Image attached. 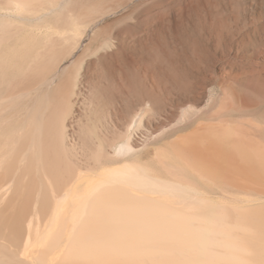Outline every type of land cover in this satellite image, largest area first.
<instances>
[{"label": "bare ground", "instance_id": "6f19581e", "mask_svg": "<svg viewBox=\"0 0 264 264\" xmlns=\"http://www.w3.org/2000/svg\"><path fill=\"white\" fill-rule=\"evenodd\" d=\"M84 1L90 2L0 0V252H12L11 239L23 232L20 239L25 245L30 246L32 238L42 241L34 251L35 244L27 248L32 264H264V190L260 186L264 183V145L253 122L246 127L241 121L221 118L156 151V163L171 182L155 178L151 169L145 171L152 176L145 174L144 168L149 167H141L136 157L90 179L94 170L102 169L105 151L103 143L92 138L90 125L79 121L81 154L89 172L82 191L68 186L73 198L67 200L77 223L61 245L67 230L63 234L55 224V213L65 207L53 201L66 198L70 168L61 155L51 151V142L64 143L67 137L76 80L69 67H60L80 47L100 14L113 11L96 7L100 4L89 7ZM77 60H72L74 66ZM57 70L60 81L49 86ZM136 120L117 139L113 135L108 142L105 137L114 158L139 151L132 143ZM94 141L97 144L92 147ZM35 171L43 212L30 214L26 226L18 230L15 221L26 211L21 204L23 191ZM235 174L246 176L242 181L250 178L247 182L255 181L257 187L245 189L238 177L229 178ZM200 183L217 191L220 198L200 194L202 187L198 193ZM235 191L243 195L236 197ZM9 193L21 195L13 208L6 199ZM40 232L44 234L39 237ZM0 264L13 263L3 260Z\"/></svg>", "mask_w": 264, "mask_h": 264}, {"label": "rangeland", "instance_id": "374dc122", "mask_svg": "<svg viewBox=\"0 0 264 264\" xmlns=\"http://www.w3.org/2000/svg\"><path fill=\"white\" fill-rule=\"evenodd\" d=\"M87 1L90 2H84L89 7L90 4H100L96 7H102L103 11L109 7L113 11H106L108 14L103 12L105 16H97L99 18L87 30L80 49L61 63V70L69 67L73 71L76 86L72 113L66 121L67 137L64 143L51 142V151L61 155L64 162L69 164L67 187L77 186L82 191L89 172L84 166L87 159L81 154L83 140L79 133V121L87 123L88 127L90 125L92 138L97 143L101 141L105 151L101 158L102 169L94 170L90 179L99 176V172L105 169L116 170L136 157L142 163L141 167H149V170L144 168V172L150 173L151 169L154 175L145 174L161 177L158 179L162 182H171L169 175L156 163V151L198 126L201 128L206 123H215L218 118L233 123L241 121L246 127L253 122L258 130L256 135L264 145V0ZM93 33L100 36L94 34L95 41L88 42L93 39ZM87 42L93 44L86 46ZM77 59L80 64L76 62L74 66L72 60ZM72 67L75 69L72 70ZM58 70L52 80L54 83L51 82L49 86L60 81ZM215 109L219 112L216 115ZM134 119L141 121L140 126L136 120V130H132V143L139 151L134 156L114 158L112 149L105 144L107 139L109 142L113 135L117 139L116 135L124 132ZM32 173V183L23 191L24 202L21 204L22 207L26 205L23 219L16 223L12 221L18 230L19 226L23 230L30 214L43 212L42 193L37 184L39 174L37 171ZM236 177L237 174L229 176L233 180ZM243 177L246 176L239 175L238 178L245 189L257 187L255 181H252L253 184L247 182L248 177L244 178L246 182L242 181ZM200 184L196 190L198 193L202 187L204 190L200 189V194L220 198L217 191ZM260 186L264 190V183ZM67 187L66 198L53 201V205L58 201V205L61 202V206L65 207L55 213V224L63 234L67 230L61 245L66 243L70 229L77 223V217L71 214V204L67 200L72 197ZM235 192L236 197L243 195ZM63 194L61 192L59 196ZM13 196L10 193L6 196L9 203L12 202L10 208L17 204L21 195ZM24 213L27 214L24 216ZM50 217L52 213L49 211ZM42 233H38V236H42ZM22 234L19 237L16 234L11 239L13 253L7 250L0 252V263L10 260L13 264H32L27 248L35 244L34 251L41 247L42 241L32 238L30 246H26L20 239H23Z\"/></svg>", "mask_w": 264, "mask_h": 264}]
</instances>
